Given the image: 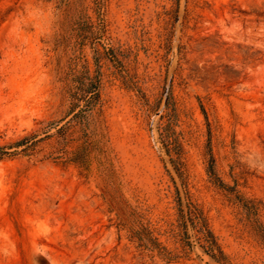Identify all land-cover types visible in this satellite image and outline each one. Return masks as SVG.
<instances>
[{
    "label": "rangeland",
    "instance_id": "obj_1",
    "mask_svg": "<svg viewBox=\"0 0 264 264\" xmlns=\"http://www.w3.org/2000/svg\"><path fill=\"white\" fill-rule=\"evenodd\" d=\"M101 12L94 43L80 39L96 30L94 0H0V145L63 116L66 72L76 59L94 72L97 48L112 171L109 183L97 160L87 172L46 157L52 142L0 159V264H219L179 225L185 188L231 264H264V0H104ZM167 98L183 180L159 139ZM209 151L256 215L212 182ZM139 223L177 258L140 247Z\"/></svg>",
    "mask_w": 264,
    "mask_h": 264
},
{
    "label": "trees",
    "instance_id": "obj_2",
    "mask_svg": "<svg viewBox=\"0 0 264 264\" xmlns=\"http://www.w3.org/2000/svg\"><path fill=\"white\" fill-rule=\"evenodd\" d=\"M97 9L96 30H90L89 35L81 34L80 39L91 38L92 42H99L105 32L104 19L101 17V9L104 0H94ZM103 48L105 54L113 64L120 70H123V64L118 59L112 47ZM99 50L94 49V62L96 69L94 72L80 65L77 68V59L74 61V67H70L63 79V89L65 92L68 106L58 119H41L37 121L38 126L27 131L23 135L16 137L6 144L0 145V159L16 154L32 155L38 150L43 142H52L53 150L46 157L52 159H62L65 162L76 164L80 169L90 171V165L93 160H97L99 170L103 176L112 180V171L108 167V153L103 141L104 134L99 129V123L102 116V98H101V76L98 67ZM78 58V57H77ZM129 81V87L136 90V84ZM165 106L168 109L161 118L164 120L159 125V139L169 160L177 173L183 180V161L182 143L173 125L175 121L174 108L171 107L169 98L166 99ZM203 110V109H202ZM207 166V172L212 182L235 198L241 200L243 207L252 215L257 214V207L252 201L248 205L242 199L235 188L225 183L214 169V159L210 153ZM182 184L184 185L183 181ZM185 186V185H184ZM177 216L179 225L183 233L188 238L187 229L190 227L195 232L196 240L203 251L219 264H231L227 255L222 250L216 235L209 226L207 217L198 204L191 198L189 192L184 189L182 197L177 190ZM256 227L261 238L264 240V225L255 218ZM133 227V226H130ZM139 228L131 229L133 236L138 240V245L148 251H154L160 258L166 262H171L177 258L162 242L153 235V231L147 225L139 223ZM186 244L192 246L187 240Z\"/></svg>",
    "mask_w": 264,
    "mask_h": 264
}]
</instances>
